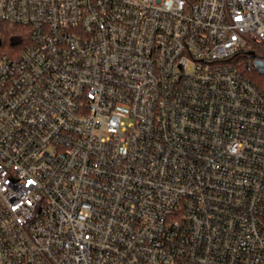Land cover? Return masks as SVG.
<instances>
[{
  "label": "built area",
  "instance_id": "obj_1",
  "mask_svg": "<svg viewBox=\"0 0 264 264\" xmlns=\"http://www.w3.org/2000/svg\"><path fill=\"white\" fill-rule=\"evenodd\" d=\"M0 22L31 32L0 58V264H264V0Z\"/></svg>",
  "mask_w": 264,
  "mask_h": 264
},
{
  "label": "trees",
  "instance_id": "obj_2",
  "mask_svg": "<svg viewBox=\"0 0 264 264\" xmlns=\"http://www.w3.org/2000/svg\"><path fill=\"white\" fill-rule=\"evenodd\" d=\"M0 38L2 41L0 58L6 54L17 57L31 43V32L22 26L0 22Z\"/></svg>",
  "mask_w": 264,
  "mask_h": 264
}]
</instances>
